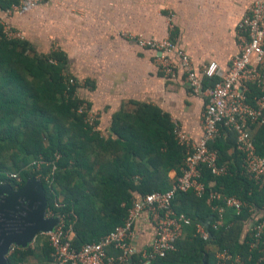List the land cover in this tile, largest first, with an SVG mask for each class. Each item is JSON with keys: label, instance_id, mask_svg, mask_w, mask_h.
Listing matches in <instances>:
<instances>
[{"label": "trees", "instance_id": "1", "mask_svg": "<svg viewBox=\"0 0 264 264\" xmlns=\"http://www.w3.org/2000/svg\"><path fill=\"white\" fill-rule=\"evenodd\" d=\"M17 3L0 0V11ZM66 65L62 52L37 54L25 39H0V181L6 180L7 173H17L21 183L8 182L19 188L38 176V171L27 168L33 160L44 157L54 161L51 187L41 179L47 208L65 215L66 222L72 223V246L78 250L121 225L133 200L168 191V174H180L184 150L175 139L174 124L168 115L151 104L133 103L131 111L114 114L111 134L101 135L86 122L84 114L78 113L83 103L75 95L79 82ZM69 78L75 83L68 87ZM215 82L203 79V89ZM250 90L257 93L253 86ZM252 133L258 154L264 155V124L252 127ZM235 142V133L224 131L210 144L218 153V165H226L228 172L216 177L204 168L201 181L206 186L213 182V190L238 197L246 207L238 214L228 210L224 226L214 229L206 196L198 197L191 191L176 193L173 207L186 214L191 224L176 241L175 250L151 264H215L217 249H227L247 262L248 225L263 210L264 195L242 174ZM50 168L43 167V173H49ZM60 197L62 206L55 208L54 202ZM197 226L208 234L206 240L197 232ZM50 253L46 242L42 247L46 262H52ZM32 255L30 248H15L7 264H23ZM138 258L133 255L132 264ZM247 264L264 263L253 259Z\"/></svg>", "mask_w": 264, "mask_h": 264}, {"label": "built area", "instance_id": "2", "mask_svg": "<svg viewBox=\"0 0 264 264\" xmlns=\"http://www.w3.org/2000/svg\"><path fill=\"white\" fill-rule=\"evenodd\" d=\"M43 1L18 0L17 4L3 13L7 16L24 9H33ZM0 27V39L25 38L22 32L12 29L3 20H0ZM236 39L237 53L225 67L211 61L199 71L184 49L169 37L162 41L132 39L139 48L155 51V64L163 77L173 80L182 72L190 91L195 95H205L206 101L201 113V138L196 143L193 142L174 124L175 139L184 150L180 174L168 191L152 192L133 200L124 222L96 242L75 249L72 246V223L66 222L65 215L46 207L45 218H56L58 222L52 231L38 234L33 241L38 236L45 238L51 248L53 264H132L133 255H139L136 264H151L164 258L175 250L176 241L183 237L185 227L191 224L186 214L177 212L173 207L175 194L179 192L191 191L198 197L206 196V204L212 212L211 226L214 229L223 227L228 210H234L238 214L246 207L238 197L213 190V182L206 186L201 181L204 168L216 177L228 172L226 165H218V153L210 148V144L219 139L224 131L235 133V150L241 156L242 174L264 195V155L258 154L252 133V127L264 124V0H253L247 6L237 24ZM205 78L216 79V82L212 87L203 89L202 82ZM66 83L69 87L75 80L69 78ZM250 86L256 89V94H252ZM77 111L84 114L86 122L95 129L96 117L90 112L87 103L83 101ZM58 158L56 156L55 160ZM49 166L50 172L43 173V167ZM27 168L38 171L36 179L40 182L42 179L51 187L56 171L54 161L38 157ZM10 180L21 183V177L17 173H7L6 180H1L0 185H11L8 182ZM61 206L60 199L55 200L54 207ZM250 211H253L251 207ZM142 217L152 227L153 240L148 248L138 250L135 244V226ZM248 231L246 244L250 254L247 262L255 259L257 263H264V208L252 218ZM197 232L204 240L208 238L201 226H197ZM15 248L19 247H10L7 257ZM214 257L215 264H247L241 256L227 249H217Z\"/></svg>", "mask_w": 264, "mask_h": 264}, {"label": "crops", "instance_id": "3", "mask_svg": "<svg viewBox=\"0 0 264 264\" xmlns=\"http://www.w3.org/2000/svg\"><path fill=\"white\" fill-rule=\"evenodd\" d=\"M87 1L44 0L11 15L0 11V19L22 32L35 53H63L67 71L79 82L77 96L95 115V129L101 135L111 134L114 114L144 103L158 107L193 142L199 141L205 95L193 94L182 72L173 80L163 77L153 62L156 54L139 49L110 28L104 32L101 3L97 17V4ZM252 1L160 0L159 8L172 11L169 36L199 71L211 61L225 67L237 53L236 27ZM90 6L93 17H88ZM177 176L169 172L170 185ZM135 230L137 249L148 248L153 230L145 217L137 221Z\"/></svg>", "mask_w": 264, "mask_h": 264}, {"label": "rangeland", "instance_id": "4", "mask_svg": "<svg viewBox=\"0 0 264 264\" xmlns=\"http://www.w3.org/2000/svg\"><path fill=\"white\" fill-rule=\"evenodd\" d=\"M88 1H91L93 3L95 2L97 4V17L98 5L101 3V18H103L104 21V23L102 24L104 32H107L110 28L115 34L118 35V37L127 41H132V39L134 40L137 38L162 41L167 37L170 38L169 35L173 30V26L171 25L173 23V13L170 10L160 9V0ZM93 6H90V8L88 9V17H93V13L92 11H90L94 8ZM91 27L94 28L95 26ZM24 39L27 40L26 37ZM148 51L152 52L155 55V51ZM153 62L155 64V56ZM44 245H46V240L42 236H38L35 241L27 244L23 249H32L34 251V255L27 257L23 264H53L52 262H46L42 258V247Z\"/></svg>", "mask_w": 264, "mask_h": 264}, {"label": "water", "instance_id": "5", "mask_svg": "<svg viewBox=\"0 0 264 264\" xmlns=\"http://www.w3.org/2000/svg\"><path fill=\"white\" fill-rule=\"evenodd\" d=\"M46 207L42 183L34 177L19 188L0 185V264H7L11 246L25 248L38 234L53 230L58 220L45 218Z\"/></svg>", "mask_w": 264, "mask_h": 264}]
</instances>
